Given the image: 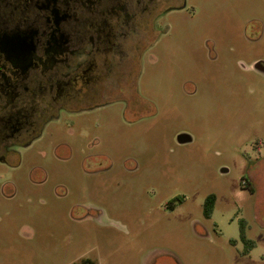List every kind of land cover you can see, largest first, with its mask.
Instances as JSON below:
<instances>
[{
    "label": "rangeland",
    "instance_id": "obj_1",
    "mask_svg": "<svg viewBox=\"0 0 264 264\" xmlns=\"http://www.w3.org/2000/svg\"><path fill=\"white\" fill-rule=\"evenodd\" d=\"M186 4L125 95L63 105L5 155L0 264H264V0Z\"/></svg>",
    "mask_w": 264,
    "mask_h": 264
},
{
    "label": "flooded vegetation",
    "instance_id": "obj_2",
    "mask_svg": "<svg viewBox=\"0 0 264 264\" xmlns=\"http://www.w3.org/2000/svg\"><path fill=\"white\" fill-rule=\"evenodd\" d=\"M186 8V0H0V162L38 138L56 110H70L63 105L101 107L125 95L120 83L152 46L156 23ZM255 63L264 72V60Z\"/></svg>",
    "mask_w": 264,
    "mask_h": 264
},
{
    "label": "trees",
    "instance_id": "obj_3",
    "mask_svg": "<svg viewBox=\"0 0 264 264\" xmlns=\"http://www.w3.org/2000/svg\"><path fill=\"white\" fill-rule=\"evenodd\" d=\"M180 203L182 201H179ZM214 204H215V195H209L206 199H205V203H204V216L207 219H210L214 210ZM240 230H239V239L241 240V242L244 243V245L247 247L248 249V253L250 250H252L255 247V243L247 238V234H246V225L244 221H240V226H239ZM232 243V245H235L236 241L235 240H231L230 241ZM74 264H96L94 261H92L91 259H82L80 262H76Z\"/></svg>",
    "mask_w": 264,
    "mask_h": 264
},
{
    "label": "water",
    "instance_id": "obj_4",
    "mask_svg": "<svg viewBox=\"0 0 264 264\" xmlns=\"http://www.w3.org/2000/svg\"><path fill=\"white\" fill-rule=\"evenodd\" d=\"M254 68L255 69H259V63H255ZM176 141H177L178 144L184 145V144H187V143L191 142L192 139H191V137L188 134L181 133V134L177 135ZM221 172L222 173H226L227 170L226 169H222Z\"/></svg>",
    "mask_w": 264,
    "mask_h": 264
},
{
    "label": "crops",
    "instance_id": "obj_5",
    "mask_svg": "<svg viewBox=\"0 0 264 264\" xmlns=\"http://www.w3.org/2000/svg\"><path fill=\"white\" fill-rule=\"evenodd\" d=\"M260 147H261V146H260ZM261 148H262V147H261ZM261 148H260V149H261Z\"/></svg>",
    "mask_w": 264,
    "mask_h": 264
}]
</instances>
